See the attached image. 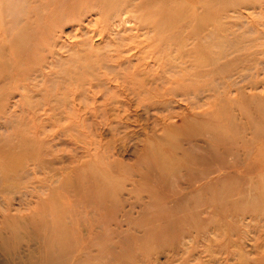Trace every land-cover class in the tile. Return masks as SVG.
<instances>
[{"label": "rangeland", "instance_id": "obj_1", "mask_svg": "<svg viewBox=\"0 0 264 264\" xmlns=\"http://www.w3.org/2000/svg\"><path fill=\"white\" fill-rule=\"evenodd\" d=\"M262 173L264 0H0V264H264Z\"/></svg>", "mask_w": 264, "mask_h": 264}, {"label": "bare ground", "instance_id": "obj_2", "mask_svg": "<svg viewBox=\"0 0 264 264\" xmlns=\"http://www.w3.org/2000/svg\"><path fill=\"white\" fill-rule=\"evenodd\" d=\"M210 145V144H209ZM208 145V146H209ZM209 147H211V146H209ZM207 151V150H206ZM205 151V152H206ZM204 152V153H205ZM205 158H207V157H204V158H201V161H203V160H205ZM229 158H231V157H229ZM230 161H232V159L230 160ZM207 172H210V169L208 170L207 169ZM215 174V173H214ZM257 182H259L260 184H261V188H262V191H260V192H263L264 191V173H262V174H260L259 176H257V180H256V183ZM249 184L251 185V187H252V189H253V187H254V185H253V180L252 179H250L249 180ZM249 184H248V186H249ZM248 189V188H247ZM252 189H248V190H246L247 192H248V195L249 194H251V196L250 197H248L249 199L252 197ZM247 195V196H248ZM251 200V199H250ZM251 201H253V202H256V201H259V199H257V198H253ZM250 202V201H249Z\"/></svg>", "mask_w": 264, "mask_h": 264}]
</instances>
